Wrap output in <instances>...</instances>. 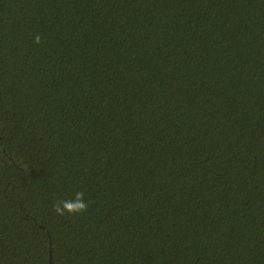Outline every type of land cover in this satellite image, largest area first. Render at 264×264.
<instances>
[{"label":"trees","instance_id":"1","mask_svg":"<svg viewBox=\"0 0 264 264\" xmlns=\"http://www.w3.org/2000/svg\"><path fill=\"white\" fill-rule=\"evenodd\" d=\"M0 264H264V0H0Z\"/></svg>","mask_w":264,"mask_h":264},{"label":"clouds","instance_id":"2","mask_svg":"<svg viewBox=\"0 0 264 264\" xmlns=\"http://www.w3.org/2000/svg\"><path fill=\"white\" fill-rule=\"evenodd\" d=\"M34 42L39 45L42 42V38L39 34L35 35ZM84 191H75L73 197L56 200L53 204V211L59 216L68 215H83L88 210L89 203L85 200Z\"/></svg>","mask_w":264,"mask_h":264}]
</instances>
